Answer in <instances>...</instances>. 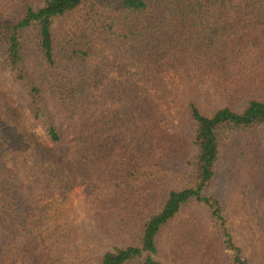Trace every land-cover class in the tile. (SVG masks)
Segmentation results:
<instances>
[{"label":"trees","instance_id":"trees-1","mask_svg":"<svg viewBox=\"0 0 264 264\" xmlns=\"http://www.w3.org/2000/svg\"><path fill=\"white\" fill-rule=\"evenodd\" d=\"M0 264H264V0H0Z\"/></svg>","mask_w":264,"mask_h":264},{"label":"rangeland","instance_id":"rangeland-1","mask_svg":"<svg viewBox=\"0 0 264 264\" xmlns=\"http://www.w3.org/2000/svg\"><path fill=\"white\" fill-rule=\"evenodd\" d=\"M224 180H227V178H225ZM246 186H241L240 188V192H242L244 189H245ZM250 200L253 201V199L250 197V196H247ZM81 193H80V190H75L72 195H71V201L72 203L74 204H79L80 201H81ZM244 199L243 197L241 196V200L240 202H242ZM246 205H242L241 203H239V205L236 207V213L239 212V216L235 215L233 217H231L230 221L232 222V224L234 225L233 227L235 229H237V226L241 225V222H245L247 225H248V222H247V217H246V214H247V211L245 210V207ZM80 212H81V216L83 215V210L80 208ZM231 215V214H230ZM248 228H249V225H248ZM249 249V248H247ZM250 250V249H249Z\"/></svg>","mask_w":264,"mask_h":264}]
</instances>
